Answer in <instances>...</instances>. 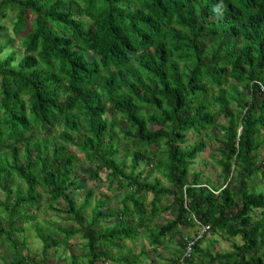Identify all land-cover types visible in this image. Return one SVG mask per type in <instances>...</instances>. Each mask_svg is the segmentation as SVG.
Wrapping results in <instances>:
<instances>
[{
  "label": "trees",
  "instance_id": "obj_1",
  "mask_svg": "<svg viewBox=\"0 0 264 264\" xmlns=\"http://www.w3.org/2000/svg\"><path fill=\"white\" fill-rule=\"evenodd\" d=\"M10 13L12 34L0 23V238L13 257L2 264H49L48 251L62 244L53 232H38L41 251L17 256L25 245L23 224L35 218L28 213L41 197L38 188L48 195L47 208L72 222L56 227L62 239L84 240V254H71L69 264H138L144 250L127 257L111 248L123 249L141 227L172 209V218L149 231L151 247L198 222L241 243L211 253L200 245L203 233L188 264H264V216L257 215L264 211V190L249 188L254 175L264 176V159H257L264 129V0H0V21ZM14 36L20 48L9 46ZM218 115L226 122L217 123ZM212 126L220 133L217 187L200 172L188 179L205 143L186 146L187 133ZM34 127L44 136L29 135ZM56 127L58 139H49ZM118 134L138 147L129 171L116 160ZM72 145L96 164L83 169L88 178L105 169L124 192L118 212L97 198L86 218L90 189L76 205L72 193L84 189L86 179L75 173ZM161 146L154 169L169 185L149 181L153 169H137L144 148ZM15 178L25 184L22 192L13 189ZM147 194L151 199L144 201ZM164 196L172 200L159 206ZM117 215L125 220L100 225Z\"/></svg>",
  "mask_w": 264,
  "mask_h": 264
},
{
  "label": "rangeland",
  "instance_id": "obj_2",
  "mask_svg": "<svg viewBox=\"0 0 264 264\" xmlns=\"http://www.w3.org/2000/svg\"><path fill=\"white\" fill-rule=\"evenodd\" d=\"M12 13L6 19L0 21L6 29V36L12 34L10 31L11 27V19ZM3 40L0 39V42ZM11 47L20 48V38L18 36H14L13 41L9 44ZM4 54V53H3ZM1 54V55H3ZM242 95L244 97L249 96V92L246 90L244 86L239 87ZM214 109H216L214 107ZM108 119H111L113 116L106 113L105 115ZM217 123H225L226 120L222 116H217ZM152 129H157V126H151ZM60 128H50V131L47 133V137L51 139V137L57 138V132ZM29 135H33L34 138L40 139L44 136L42 131L39 130L38 127H34L31 130ZM220 138V133L216 126H212L210 129L201 132V134L194 133L192 131L187 133V142L186 146L192 145L197 141H202L205 143V147L203 151H201L193 161L192 165L189 168V176L188 179H191V175L193 173L200 172L201 180L207 182L211 186H220L222 182V178L220 177V168L216 163V159L218 157L216 150L220 148V144L218 142ZM260 141L263 142L261 147L257 152V159L261 161L264 159V129L260 130L258 135ZM61 141H59L60 143ZM118 152L116 154V160L120 163H124L126 166V171H129V166L132 161L131 153L138 147H134V145L124 139L121 134L117 135L115 141ZM164 147L155 148V147H147L142 151V161L139 163L138 170H144L146 174L149 170L153 169L151 176L149 177V181H153L154 178H159L162 184L169 185L168 182L162 178L161 172L154 169L156 165L160 163L162 159V151ZM141 150V149H138ZM69 151L74 153L78 158L77 164H75V173H78L81 178L86 179V187L84 189H76L72 194L76 198V205H80L84 201L85 191L90 189L93 191L95 198H91L89 204L84 208L85 217L89 218L92 208L96 203L97 198H103L106 200V204L100 203L101 206H105L109 209L118 210L121 208V199L124 196V192L122 190H118L116 187V183L111 181V176L105 169H100L98 171V179L88 178L87 174L83 171V169H91L94 170L96 167L95 163H89L84 160V154L74 145L69 147ZM145 158H149L150 160H145ZM112 182V183H111ZM251 191H262L264 190V176L262 174H256L252 177L249 182ZM19 188V191L22 192L25 188V184L19 181L17 178L13 181V189ZM38 191L41 193V197L38 200L37 205L28 213L35 216L34 221L29 223H24L25 230L23 233L19 235V239L25 241V245L19 246L17 250V256H25V255H34L38 254L41 251L42 243L37 238L38 232L49 233L53 232V236L61 240L62 244L58 248H52L47 253V262L49 264H69L71 254H74L77 257H82L85 252L84 240L79 236L75 235L74 237L65 240L62 239L60 233H58L57 226L68 227L72 225V222L65 219L62 215H56L52 211H50L47 206L49 202L47 201L48 195L41 189L38 188ZM0 198H2V193L0 191ZM151 198L150 194H147L143 197L144 201H148ZM172 198L170 196H164L161 198V203L159 206L168 205L171 202ZM62 204V202L60 201ZM95 207V206H94ZM264 211L257 210V215H263ZM175 210H165L162 213L157 214L151 222L147 224L146 227H141V234L131 242H128L126 247L123 249H111L113 252L117 253V256H127L130 257L132 251V257L141 253L142 250L146 252L147 255L141 259L138 264H173L171 260L175 261V258H178L179 254H181L183 244L186 239L191 238L193 236L201 234V227L199 225H195L192 228L188 227H179L176 229L172 236H167L162 245L151 247L150 241L148 239L149 231L154 230L158 225L163 224L166 220L172 218L175 215ZM256 215V216H257ZM3 213L0 211V219L3 217ZM255 216V217H256ZM118 215L116 217H112L110 219H104L101 221L100 225L105 227L107 225L119 223ZM122 220H125L124 218ZM133 223L137 224V220L135 217L132 219ZM205 237L201 242V247L209 251L211 253L217 252H228L234 250V244L241 243L240 237L227 238L226 235L222 231H210L204 232ZM13 257V254L10 250V246L6 243L2 238H0V264L4 261L9 260ZM98 264H117L110 260L108 261H99Z\"/></svg>",
  "mask_w": 264,
  "mask_h": 264
},
{
  "label": "built area",
  "instance_id": "obj_3",
  "mask_svg": "<svg viewBox=\"0 0 264 264\" xmlns=\"http://www.w3.org/2000/svg\"><path fill=\"white\" fill-rule=\"evenodd\" d=\"M264 89V88H263ZM197 224L201 227V234L193 236L191 238L186 239L184 242V247L179 255L178 264H188V260L191 258L193 253V246L198 239L201 238L204 232L209 230L208 225H202L197 222Z\"/></svg>",
  "mask_w": 264,
  "mask_h": 264
},
{
  "label": "crops",
  "instance_id": "obj_4",
  "mask_svg": "<svg viewBox=\"0 0 264 264\" xmlns=\"http://www.w3.org/2000/svg\"><path fill=\"white\" fill-rule=\"evenodd\" d=\"M150 199H151V198H150ZM150 199H149V200H150ZM149 200H148V201H149ZM188 228H192V227H188ZM127 244H128V242L125 243V246H124V247H126ZM111 249H112V248H111ZM114 249H119V248H114Z\"/></svg>",
  "mask_w": 264,
  "mask_h": 264
}]
</instances>
